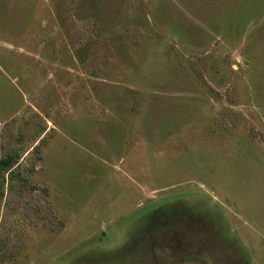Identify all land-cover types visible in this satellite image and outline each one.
<instances>
[{
    "label": "rangeland",
    "instance_id": "rangeland-1",
    "mask_svg": "<svg viewBox=\"0 0 264 264\" xmlns=\"http://www.w3.org/2000/svg\"><path fill=\"white\" fill-rule=\"evenodd\" d=\"M0 264H264V0H0Z\"/></svg>",
    "mask_w": 264,
    "mask_h": 264
},
{
    "label": "trees",
    "instance_id": "trees-1",
    "mask_svg": "<svg viewBox=\"0 0 264 264\" xmlns=\"http://www.w3.org/2000/svg\"><path fill=\"white\" fill-rule=\"evenodd\" d=\"M18 160V155L15 157L9 156L0 160V171H9L14 167L15 163Z\"/></svg>",
    "mask_w": 264,
    "mask_h": 264
}]
</instances>
